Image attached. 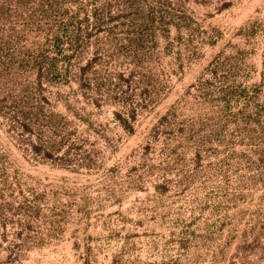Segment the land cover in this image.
I'll use <instances>...</instances> for the list:
<instances>
[{
  "label": "rangeland",
  "instance_id": "rangeland-1",
  "mask_svg": "<svg viewBox=\"0 0 264 264\" xmlns=\"http://www.w3.org/2000/svg\"><path fill=\"white\" fill-rule=\"evenodd\" d=\"M0 264H264V0H0Z\"/></svg>",
  "mask_w": 264,
  "mask_h": 264
},
{
  "label": "trees",
  "instance_id": "trees-1",
  "mask_svg": "<svg viewBox=\"0 0 264 264\" xmlns=\"http://www.w3.org/2000/svg\"><path fill=\"white\" fill-rule=\"evenodd\" d=\"M130 75L131 74H129L128 76H125V75H123V74H119L118 76H117V81H116V85L117 86H120V87H122V86H124V85H128V81H129V77H130ZM123 126L125 127V128H132V125H129V124H126V123H124L123 124ZM35 150L37 151L38 150V148L37 147H35Z\"/></svg>",
  "mask_w": 264,
  "mask_h": 264
}]
</instances>
